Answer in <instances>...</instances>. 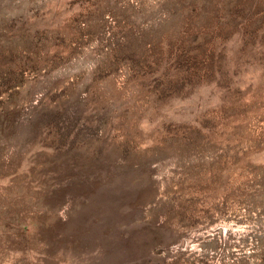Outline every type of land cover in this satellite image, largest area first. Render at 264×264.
<instances>
[{
	"label": "rangeland",
	"instance_id": "rangeland-1",
	"mask_svg": "<svg viewBox=\"0 0 264 264\" xmlns=\"http://www.w3.org/2000/svg\"><path fill=\"white\" fill-rule=\"evenodd\" d=\"M0 264H264V0H0Z\"/></svg>",
	"mask_w": 264,
	"mask_h": 264
}]
</instances>
